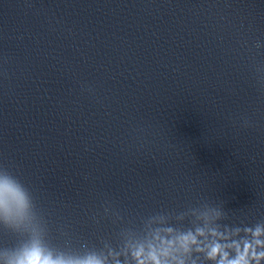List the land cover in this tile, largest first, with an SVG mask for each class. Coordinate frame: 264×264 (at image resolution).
<instances>
[{"label":"water","instance_id":"95a60500","mask_svg":"<svg viewBox=\"0 0 264 264\" xmlns=\"http://www.w3.org/2000/svg\"><path fill=\"white\" fill-rule=\"evenodd\" d=\"M3 179L28 207L0 210V264L34 245L134 264L197 229L252 240L264 0H0Z\"/></svg>","mask_w":264,"mask_h":264},{"label":"clouds","instance_id":"9594fccd","mask_svg":"<svg viewBox=\"0 0 264 264\" xmlns=\"http://www.w3.org/2000/svg\"><path fill=\"white\" fill-rule=\"evenodd\" d=\"M28 204L24 192L8 179L0 180V210L6 217L15 213L23 215ZM264 235L259 227L251 232L252 240L229 241L216 230L203 229L181 233L172 241L161 242L162 246L149 244L131 250L134 264H185L181 256L192 258L193 252L204 256L206 264H261L264 261ZM15 264H73L63 258H54L51 253L34 245L20 256ZM76 264H101L96 258H88Z\"/></svg>","mask_w":264,"mask_h":264}]
</instances>
